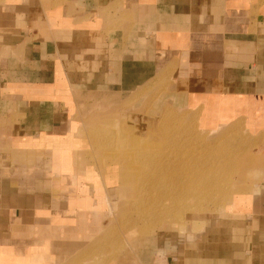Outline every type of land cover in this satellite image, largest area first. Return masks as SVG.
Instances as JSON below:
<instances>
[{
  "label": "crops",
  "instance_id": "0c3cea01",
  "mask_svg": "<svg viewBox=\"0 0 264 264\" xmlns=\"http://www.w3.org/2000/svg\"><path fill=\"white\" fill-rule=\"evenodd\" d=\"M166 110L241 131L264 164V0H0V264H264V174L92 261L116 179L79 147L106 136L76 130Z\"/></svg>",
  "mask_w": 264,
  "mask_h": 264
},
{
  "label": "rangeland",
  "instance_id": "374dc122",
  "mask_svg": "<svg viewBox=\"0 0 264 264\" xmlns=\"http://www.w3.org/2000/svg\"><path fill=\"white\" fill-rule=\"evenodd\" d=\"M105 114L112 116L114 112L108 111ZM161 114L162 112L156 114L155 123L148 130V132L151 131L153 133L154 137L150 139L152 144L154 143L155 145L148 149L151 150L149 154L148 150L144 148L136 149L135 147L126 146L124 142L121 145L111 122H91L90 124L92 116L89 117V124H86L87 120L84 122L89 129L95 128L93 136H95V133L96 136L100 133L107 137L105 139H81L79 147L83 148L84 153H86L88 161V167L86 168L90 169L89 172H93V174L103 173V167L111 168L116 179V187L112 188L113 193H110L115 197L110 202L108 201L104 205L103 211L100 212V216L103 217V230L92 241V243L104 245L107 250L104 253H98L96 258L92 257V261H98L100 258H110L117 249H123V252H125L127 245L130 244L134 237H140V235L153 233L158 229L164 228L161 225L167 220L160 221L156 219V221H160V224L151 226L149 222H152V220H145V222L143 221V216L141 220L137 214V208L142 210L145 207L143 209L144 216L147 214L146 211L150 209L151 212H154L153 215L160 219L163 218V213H160L163 206L162 203L168 201L162 200V197L170 191L172 186L176 190L175 186L181 176L210 175V178L213 177L216 184L208 195H204L201 191L199 192V196L202 197L201 200L206 202L202 203L201 207H199L200 209H196L195 200H190L192 203L188 201L189 199L180 201L179 206L181 211H184L183 214L178 222H173L170 226H165L166 228L179 229L177 226H181V229H185L188 222L185 220L184 214L187 216L192 215V211H224L228 208L227 202L232 195L246 192L257 186L263 177L264 164L258 158L249 155L250 151L245 147L246 136L241 131L233 127L228 129L225 126L212 132L202 131L196 124L192 123V117L178 110H166L163 112L168 117L176 116L177 118L179 116L177 119L174 118L176 119L175 121L161 122ZM103 117L105 116L103 115L101 119H104ZM113 117H117V115ZM84 124H81L78 130L84 129ZM148 132L140 133L142 136L140 138L147 139ZM90 148L91 150L87 151ZM107 148L108 150L110 148L109 152ZM223 148L226 150V156L216 158L219 150H224ZM245 148L248 151H244ZM245 153L248 154L246 157L250 156V158L245 161L246 157L244 159L241 157L240 166L238 165L234 172L232 167L228 166L230 161L235 155L240 157ZM115 158L118 159L117 162H115ZM181 158L183 162L180 161ZM138 160H142L141 164ZM212 162H214L213 165L215 166L213 170H210ZM217 165L220 167L224 165L221 170L231 169L229 173V175H232L231 181L229 179L221 180L222 171L219 170ZM118 175H120L121 179H119ZM226 188L231 190L227 194H223L220 190ZM146 191H148V194H145ZM229 207L231 208V205ZM173 210L180 211L179 208L173 207L169 209V212ZM167 219L169 220L170 218Z\"/></svg>",
  "mask_w": 264,
  "mask_h": 264
},
{
  "label": "bare ground",
  "instance_id": "6f19581e",
  "mask_svg": "<svg viewBox=\"0 0 264 264\" xmlns=\"http://www.w3.org/2000/svg\"><path fill=\"white\" fill-rule=\"evenodd\" d=\"M124 107V106H123ZM118 110V109H117ZM120 111V110H119ZM115 112V111H114ZM145 114H146V112H145ZM99 113L98 112H96V113H94L93 115H92V117L90 118V124H91V122L92 123H95V122H98V118H99ZM106 115V117H110V118H112L113 120H112V125H113V128L115 129L114 131H115V135L118 137V139H119V142H121V145H122V142H124V144L126 145V146H130V147H135L136 149L137 148H139V149H149V148H152V147H154L155 145H154V143L152 144V141H151V139L150 138H152V137H154L153 136V133L150 131V132H148V134H147V139H143V138H140V137H142L140 134H138V133H135L134 131H133V129H132V126L128 123V121L127 120H120L118 117H113V116H115V115H117L116 113H114V115H112V116H107V114H105ZM159 116V115H158ZM162 118V119H161ZM174 118H176V116L175 117H172V116H167V115H164L163 113L160 115V121L161 122H163V121H170V120H173V121H175L177 118H179V116H177V118L176 119H174ZM88 121H89V118H88V120H87V122H86V124L88 123ZM86 124H84V126L85 127H87L86 126ZM89 124V123H88ZM108 124V123H107ZM85 127H83L84 129H79L78 131L76 130V132H78V134L79 135H83V132H87L88 130H89V128L87 127V128H85ZM110 128V127H109ZM112 131V130H111ZM75 132V133H76ZM113 132V131H112ZM93 133V132H92ZM87 135H88V132H87ZM86 135V136H87ZM91 135V134H90ZM91 136H93V135H91ZM105 138H107V137H105ZM104 138V139H105ZM116 138V137H115ZM145 138V137H144ZM95 139V138H94ZM109 139V138H108ZM107 139V140H108ZM109 141V140H108ZM89 142H91V141H89ZM118 142V141H117ZM116 142V143H117ZM251 142V141H250ZM112 144H114L113 142H112ZM119 144V143H118ZM90 145V144H89ZM115 146V145H114ZM113 146V147H114ZM118 146V145H117ZM104 147H105V145H104ZM110 147H111V145H110ZM190 148H191V146H190ZM126 149V148H125ZM135 149V150H136ZM224 149V148H223ZM109 150H110V148H109ZM109 150H108V148H107V151L109 152ZM126 150H128V149H126ZM131 150V149H130ZM177 150H178V148H177ZM245 150H247V148H245L244 149V151ZM136 151H138V150H136ZM145 151V150H144ZM149 151H151V150H148V154H149ZM152 151H153V149H152ZM164 151V150H163ZM226 150L224 149V150H222V149H220L219 150V152H218V154L216 155V158H220V157H223L224 155L226 156V152H225ZM248 151V150H247ZM137 153V152H136ZM107 155V154H106ZM129 155V154H128ZM139 155H140V153H139ZM248 154H243L242 156H240L239 157V155H235V157L234 158H232V160L230 161V164L228 165L229 167H232V170L235 172V170H236V167L239 165L240 166V160H241V157H243V159H244V157H246ZM250 155V154H249ZM109 158V157H108ZM111 158H113V157H111ZM128 158V157H127ZM250 158V156L249 157H246L245 158V161L246 160H248ZM103 159H104V157H103ZM116 159V161L115 162H117V158H115ZM114 159V160H115ZM129 159V158H128ZM123 160V159H122ZM121 160V161H122ZM143 160H144V158H143ZM139 161V160H138ZM180 161H182V158H181V160ZM140 162V164H141V162H142V160H140L139 161ZM138 162V163H139ZM183 162V161H182ZM98 163H100V162H98ZM97 163V164H98ZM133 163H134V159H133ZM211 163V162H210ZM213 163L214 162H212V164H211V167L209 168L210 170H213V167L215 166V165H213ZM140 164H139V166H140ZM225 165V164H224ZM223 165V166H224ZM57 166V165H56ZM204 166H206V165H204ZM223 166H218L217 165V167H219V170L220 171H222V173H221V180H227V179H229V181H231L232 180V175L230 174L229 175V173H230V170L231 169H227V170H221L222 169V167ZM60 167V166H59ZM57 168H58V166H57ZM140 168V167H139ZM128 170H129V168H128ZM208 170V169H207ZM140 171V170H139ZM140 173H141V171H140ZM142 174V173H141ZM141 176V175H140ZM118 177H120V175H118ZM183 177H184V179H183ZM119 179H121V177L119 178ZM138 181H140V180H138ZM141 182V181H140ZM144 184H145V182H144ZM215 184L216 183H214V178L213 177H211L210 178V175H208V176H200V175H196V176H191V177H188V176H181V179L179 180V182L177 183V185L175 186L176 187V190H174V186H172L171 187V189H170V191L168 192V193H166V195H164L163 197H162V200H165V201H168V202H165V203H162V209L160 210V213H163L162 215H163V218H158L156 215H153V211L151 212L150 211V209L149 210H147L146 211V216H144V212H143V209L145 208H143L142 210H140V208H137V214L140 216V218H141V220H142V216H143V221H149V220H152V222H149L150 224L149 225H151V226H154V225H159L160 224V221H164V220H167V221H164L163 222V224L161 225V226H163V227H165V226H170L171 224H173V222H178L179 221V218H180V216L183 214V212L184 211H181V208H180V206H179V202L180 201H182V200H186V199H189L188 201L189 202H191L192 203V201L193 200H195L194 202H195V207H196V209H200L199 207H201V205H202V203H206L205 202V200H201L202 199V197H200L199 195V192L201 191L204 195H208V194H210V192L214 189V187H215ZM138 185V184H137ZM125 186H127V185H125ZM199 186H201L200 187V189H199ZM137 187V186H136ZM125 189H126V187H125ZM140 189H141V187H140ZM259 189V188H258ZM230 188H226V189H221L220 191L221 192H223V194H227L228 192H230ZM255 191V190H254ZM256 192V191H255ZM145 194H148V191H146V193ZM135 197V196H134ZM225 199H226V197H225ZM134 200V199H133ZM144 200V199H143ZM142 200V201H143ZM190 200H192V201H190ZM207 201V200H206ZM136 203V202H135ZM137 205V204H136ZM139 205V204H138ZM143 205V204H142ZM137 207V206H136ZM173 207H175V208H179L180 209V211H172V212H169V209L170 208H173ZM130 208V207H129ZM131 211V210H130ZM141 213V214H140ZM153 215V216H152ZM167 218H170L169 220L167 219ZM156 219H158V220H160V221H156ZM145 221V222H146ZM177 227H179V229H181V226H177ZM182 230V229H181ZM184 230V229H183ZM148 231V230H147ZM146 231V232H147ZM113 261V260H112Z\"/></svg>",
  "mask_w": 264,
  "mask_h": 264
}]
</instances>
